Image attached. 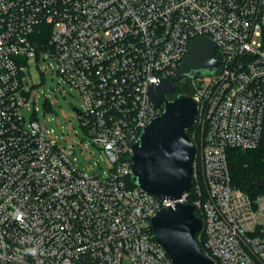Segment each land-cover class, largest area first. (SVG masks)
Here are the masks:
<instances>
[{"label": "built area", "instance_id": "1", "mask_svg": "<svg viewBox=\"0 0 264 264\" xmlns=\"http://www.w3.org/2000/svg\"><path fill=\"white\" fill-rule=\"evenodd\" d=\"M201 36L223 67L190 80L193 196L161 199L128 184L130 147L162 110L149 86ZM48 56L82 96L103 174L77 166L73 142L23 122V69ZM263 121L264 0H0V264H172L150 219L174 201L198 210L214 264H264V187L234 185L228 165V149L258 146Z\"/></svg>", "mask_w": 264, "mask_h": 264}, {"label": "water", "instance_id": "2", "mask_svg": "<svg viewBox=\"0 0 264 264\" xmlns=\"http://www.w3.org/2000/svg\"><path fill=\"white\" fill-rule=\"evenodd\" d=\"M223 64L220 51L208 36L194 38L180 67L169 78H161L149 86V95L161 112L142 127L131 144L130 179L139 188L164 199L176 200L186 193L193 182L192 163L196 145L189 136L197 122L198 101L189 94L177 93L175 81L186 76L199 78L220 73ZM79 113L78 108H74ZM264 187V177H255L245 186ZM194 205L181 201L159 209L150 219L155 240L169 256L172 264H214L195 239L202 227Z\"/></svg>", "mask_w": 264, "mask_h": 264}, {"label": "rangeland", "instance_id": "3", "mask_svg": "<svg viewBox=\"0 0 264 264\" xmlns=\"http://www.w3.org/2000/svg\"><path fill=\"white\" fill-rule=\"evenodd\" d=\"M32 62L23 71V91L26 99L22 102L21 114L26 125L31 119L39 122L48 137L67 148L73 142V153L77 166L85 172L103 174L110 162L99 146L92 142L80 124L74 108L82 107V96L78 89L66 82L56 72V62L52 57ZM28 73L30 74L28 76ZM210 75L200 80L206 82ZM192 78H184L180 81ZM27 83L29 85H27ZM20 93V92H19ZM198 139V131L195 134Z\"/></svg>", "mask_w": 264, "mask_h": 264}, {"label": "trees", "instance_id": "4", "mask_svg": "<svg viewBox=\"0 0 264 264\" xmlns=\"http://www.w3.org/2000/svg\"><path fill=\"white\" fill-rule=\"evenodd\" d=\"M176 91L170 93L168 98H174L177 93L190 94V86L188 85V79L184 81H175ZM192 129L188 131L191 137ZM196 139V138H195ZM228 165L231 175V182L240 187L245 188L247 183L251 182L255 177H264V121L260 142L257 147L253 149H239L230 148L228 149ZM128 184L133 185L130 177ZM256 189V187H253ZM192 187L189 191L188 201H191ZM195 214L199 215L198 210H194ZM198 232L195 233V239L197 238ZM199 246L202 247L201 241L198 242Z\"/></svg>", "mask_w": 264, "mask_h": 264}, {"label": "flooded vegetation", "instance_id": "5", "mask_svg": "<svg viewBox=\"0 0 264 264\" xmlns=\"http://www.w3.org/2000/svg\"><path fill=\"white\" fill-rule=\"evenodd\" d=\"M184 78H187V77H186V76L181 77V79H184ZM181 79H180V80H181Z\"/></svg>", "mask_w": 264, "mask_h": 264}]
</instances>
